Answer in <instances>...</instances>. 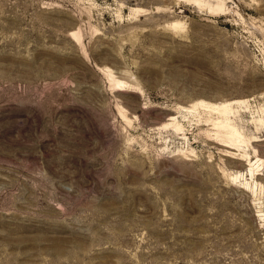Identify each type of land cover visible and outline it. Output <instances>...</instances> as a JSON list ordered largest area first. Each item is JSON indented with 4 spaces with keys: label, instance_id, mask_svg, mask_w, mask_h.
<instances>
[{
    "label": "rangeland",
    "instance_id": "obj_1",
    "mask_svg": "<svg viewBox=\"0 0 264 264\" xmlns=\"http://www.w3.org/2000/svg\"><path fill=\"white\" fill-rule=\"evenodd\" d=\"M203 1L0 0V264H264V0Z\"/></svg>",
    "mask_w": 264,
    "mask_h": 264
},
{
    "label": "bare ground",
    "instance_id": "obj_2",
    "mask_svg": "<svg viewBox=\"0 0 264 264\" xmlns=\"http://www.w3.org/2000/svg\"><path fill=\"white\" fill-rule=\"evenodd\" d=\"M195 1L198 2L199 5L201 1L204 4L203 0H195ZM209 2L211 4L212 9L222 10L225 1L209 0ZM111 76H113V74ZM112 82L114 83V85L116 84L117 86L126 83L125 80H116V79L115 80L112 79ZM240 103H242L241 100H233L221 104H214V103L211 104L203 100L199 102V105H201L200 108L203 107L205 112L209 114V118L207 120L209 121L210 125L212 126V129L215 132V139L217 140V142L223 146L235 150L234 152L237 154L239 151H242L241 148L245 142L244 133L237 125L233 123V120L237 115L236 112L233 110V106L238 105ZM196 109H197V104L187 108L186 110L187 112L192 113L195 112Z\"/></svg>",
    "mask_w": 264,
    "mask_h": 264
}]
</instances>
